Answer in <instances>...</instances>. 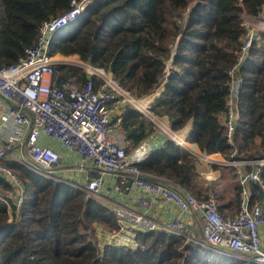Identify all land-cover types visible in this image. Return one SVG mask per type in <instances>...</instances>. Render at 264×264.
I'll use <instances>...</instances> for the list:
<instances>
[{
  "label": "trees",
  "instance_id": "obj_1",
  "mask_svg": "<svg viewBox=\"0 0 264 264\" xmlns=\"http://www.w3.org/2000/svg\"><path fill=\"white\" fill-rule=\"evenodd\" d=\"M70 2L0 0V68L23 57L41 24L67 12ZM263 15L264 0H92L75 23L53 37L50 54L109 73L144 107L161 85L147 109L151 117L129 102L112 117L128 152L160 132L154 118H166L173 134L191 123L185 141L199 153L226 160L235 149L239 159L257 160L264 155V30H256L244 54L242 49L248 34L244 22L257 23ZM236 65L239 116L229 143V72ZM55 70L58 86L81 87L88 78L72 64H57ZM163 135L165 141L138 168L170 187L180 185L198 202L213 195L221 215L234 217L241 192L236 169L212 165L220 174L208 182L196 169L197 156ZM5 165L19 178L23 200L17 207L11 186L0 178V264H254L206 245L198 231L196 242L138 232L135 248L100 247L96 227L117 229L106 205L15 161ZM261 179L264 183V169ZM263 198L261 187L251 183L249 205Z\"/></svg>",
  "mask_w": 264,
  "mask_h": 264
},
{
  "label": "built area",
  "instance_id": "obj_2",
  "mask_svg": "<svg viewBox=\"0 0 264 264\" xmlns=\"http://www.w3.org/2000/svg\"><path fill=\"white\" fill-rule=\"evenodd\" d=\"M91 2L71 0L67 12L41 24L34 45L25 49L23 57L15 64L0 68V178L11 186L15 205L20 207L22 203L23 186L5 165L7 161H15L49 180L67 183L96 197L103 204L102 199L111 202L108 196L102 194L104 181L101 176L83 183H72L60 177L57 171L61 163L59 154L39 143V138L45 136L78 157L77 170L80 173L90 167L112 175L114 182L111 193L129 194L136 190L140 194L135 199L134 209L117 204L113 205L112 210L109 208L114 213L117 229L96 228L100 247L109 244L135 248L138 232H160L196 242L192 230L193 224H196L206 245L221 249L235 259L244 257L254 264H264V245L259 231V227L264 225V198L253 206L249 205L251 183L258 184L264 191L261 179L264 155L257 160H243L237 157L234 149L225 160L188 148L200 161L236 169L241 188L240 210L234 217H223L213 195L198 202L180 185L170 187L138 168L137 164L148 157L152 148L145 140L128 152L112 125V117L119 114L118 109L125 102L131 103L142 113L149 106L142 109L136 99L117 87L109 73L88 63L50 54L53 37L75 23ZM244 25L248 34L243 54L255 37L256 30H264V15L261 21L254 24L245 21ZM241 61L242 57L239 63ZM57 64L81 67L88 75L86 82L81 87L71 82L58 86ZM237 66L229 72L233 78L225 118L229 143H232L239 116L237 95L240 83L233 77V70ZM150 103L151 100L147 105ZM176 143L184 147L183 141L177 140ZM247 167H251V170H247ZM158 203L173 206L178 214L158 221L152 215Z\"/></svg>",
  "mask_w": 264,
  "mask_h": 264
},
{
  "label": "crops",
  "instance_id": "obj_3",
  "mask_svg": "<svg viewBox=\"0 0 264 264\" xmlns=\"http://www.w3.org/2000/svg\"><path fill=\"white\" fill-rule=\"evenodd\" d=\"M158 94H159V92L157 94H155L153 99H155L156 96H158ZM153 99H151L152 102L154 101ZM138 103H139L138 105L140 107L144 108V105L140 101ZM164 119H165V123H163L162 119H160V121L163 125H161V123H160V125L159 124L157 125L160 128V132H155L153 135H151L146 140L147 145L152 148L151 149L152 151L155 150L156 148H158L165 141V137L163 135V132L166 133L167 135L171 136L175 142L177 140L183 141L185 143L184 148L195 149V147L193 145H190L185 141L186 135L191 130V123L187 124L185 126V128L183 130H181L180 132L173 134V133H171V131L169 129L168 121L166 120V118H164ZM116 131H118V130H116ZM167 131H169L170 134ZM121 141L123 142L124 145L127 146V143L125 142V140L123 138L121 139ZM39 143L42 145L51 147L54 151H56L59 154L60 160H61L59 168H57L58 169L57 171L59 173H63L65 175L67 172H72V169L70 170L68 168V162H69L70 157H74V159L77 160L78 164H79V159L73 152L63 149L61 146H59L54 141H51L47 137L41 136L39 138ZM211 157L216 158V159H222V157L218 154L211 155ZM196 169L199 172V174L208 182L215 181L219 177V174H220V172L218 170H214L212 168V165L206 163L204 160H201L200 162L196 163ZM98 176H101L103 178V181H104V187H103V193L102 194L108 196L109 201L112 202V203L107 202V201H104L102 199V201L104 202V205H106L111 210L113 209L114 204L131 207L133 209L136 208L135 199L140 195L138 193V191L132 190L129 194L111 193L112 185L114 182L112 175L102 173L101 171H99L97 169L87 167L82 173H80V176L75 175V178H70L69 182L72 181V183H83L84 181H86L88 179H92V178L98 177ZM104 199L106 200V198H104ZM177 214L178 213L173 206L166 205L164 203L156 204L155 208L152 210V215H154V218L157 219L158 221L167 220L171 217L176 216ZM96 228H97V230H99V226H97ZM192 230H193L194 236H196V231H198L199 234L201 235L200 230L198 229L196 224H193ZM259 231H260L261 241L264 245V225H261L259 227Z\"/></svg>",
  "mask_w": 264,
  "mask_h": 264
},
{
  "label": "rangeland",
  "instance_id": "obj_4",
  "mask_svg": "<svg viewBox=\"0 0 264 264\" xmlns=\"http://www.w3.org/2000/svg\"><path fill=\"white\" fill-rule=\"evenodd\" d=\"M58 58H60V57H58ZM68 60H70V59H68ZM160 89H161V85H159V87H157V89L154 91V92H159L160 91ZM154 96H155V94L154 95H152V99L154 98ZM123 99H125L124 97H122ZM137 101H138V99H136ZM154 100V99H153ZM139 102V101H138ZM137 102V103H138ZM152 102V101H151ZM139 104V103H138ZM121 105H123V104H121ZM150 104H148V105H146L145 106V108L144 109H147L146 107H148ZM143 109V108H142ZM144 111V110H143ZM144 114L147 116V117H151V115L149 114V112H148V110H145L144 111ZM162 119V121H163V123H165V119L164 118H161ZM154 122L158 125H160V123H161V121L160 120H157V119H155L154 118ZM161 125H163L162 123H161ZM166 125V124H165ZM116 129V128H115ZM168 129V128H167ZM117 133H118V135H119V138L120 139H122V136H121V134L119 133V131H117ZM198 162H200V160L198 159ZM78 161L77 160H75L74 159V157H70L69 158V162H68V168L71 170L72 169V172H67L65 175L63 174V173H59L58 172V175L60 176V177H62L63 179H65L66 181H70V178H75V175H77V176H80V172L77 170V168H78ZM72 182V181H71ZM243 257V256H242ZM241 259H244V257L243 258H241ZM243 261H246V262H249L248 260H246V259H244Z\"/></svg>",
  "mask_w": 264,
  "mask_h": 264
},
{
  "label": "bare ground",
  "instance_id": "obj_5",
  "mask_svg": "<svg viewBox=\"0 0 264 264\" xmlns=\"http://www.w3.org/2000/svg\"><path fill=\"white\" fill-rule=\"evenodd\" d=\"M163 128V127H162ZM169 133V131H167ZM170 134V133H169ZM178 139V138H177ZM185 144V143H184ZM185 146V145H184ZM188 147V146H187Z\"/></svg>",
  "mask_w": 264,
  "mask_h": 264
},
{
  "label": "water",
  "instance_id": "obj_6",
  "mask_svg": "<svg viewBox=\"0 0 264 264\" xmlns=\"http://www.w3.org/2000/svg\"><path fill=\"white\" fill-rule=\"evenodd\" d=\"M153 119V118H152Z\"/></svg>",
  "mask_w": 264,
  "mask_h": 264
}]
</instances>
